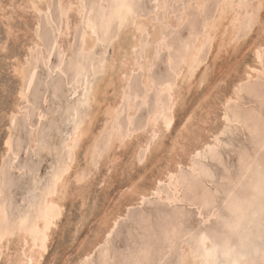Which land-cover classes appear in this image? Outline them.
<instances>
[{
	"label": "rangeland",
	"instance_id": "1",
	"mask_svg": "<svg viewBox=\"0 0 264 264\" xmlns=\"http://www.w3.org/2000/svg\"><path fill=\"white\" fill-rule=\"evenodd\" d=\"M49 1L51 3L50 5H52L51 8L47 12L43 10H42L43 12L42 11L38 12L39 14H37L36 12L35 17L38 21H35L36 19L33 18V12L35 11L29 8H25L22 5L19 6L18 4H21L22 2L21 0H0V2L2 3L1 6L5 8V9L1 8L0 10V42L7 43L8 46L10 47V50L14 53V55L12 56V63L10 65L8 63L0 64V85L6 86V90H7L6 96L3 99H0V169H6L11 179V183L3 191V196L1 201H5L7 203V212L10 218L18 215L21 212H24L30 207L31 203L32 204L34 203L35 198H37L40 194V189L43 188V186L45 185L44 183H47L50 175H52L53 171L56 170L60 162L64 160L67 156V147H65L64 141L68 139L67 138L69 137L68 134L72 132L73 127L76 125L77 122H80L81 119L85 120L87 116H89L92 112L95 111L94 110L95 106L92 102H87L85 104L80 102V98H81L80 93L82 89L81 87H83L81 84L80 86L78 85V87L76 88L77 94L74 95L72 94L73 87L71 88V86H69L71 83L70 80L75 76V73H77L79 70H81L82 76H86V73H88L89 70L91 69L90 68L91 66L89 65L92 64L95 66L103 65L104 67H106L108 63H110L109 60L112 61V59L114 58L113 55L116 54L118 56L120 55L121 53L120 48L118 49V51L117 49H115L117 45L119 43H123V41H125V39L128 38L129 36L128 25H125L123 30L114 28L113 31L108 34L109 35L108 38L107 35H105V33L104 35L101 34L102 32L105 31V29L101 26L103 23L102 21L104 17L108 15L113 9L112 7L113 5H115V0H101L100 2L99 0H95V1L83 0L84 2L83 5L85 6L84 7L85 13L83 14L84 17H86L87 14H90L94 23L97 22L100 23V24L98 23L95 24L97 26L99 41L91 49L93 50V52L91 50L83 51L81 48L82 41L80 40V37H81V33L83 32L84 26L82 25L83 26L82 27L81 26L82 23H79L77 28H74L75 33L73 29H71L69 32L70 35H68L65 38L67 41H69V43L71 42L70 43L71 49L69 50L70 52L68 51L67 53H63V50L58 48V43H55V41H59L57 40L58 30L60 25L62 24V16H60L61 15L60 10L58 9L59 0H49ZM194 1L195 0L192 1L167 0V3L169 4V9L167 13L168 16H170V18L174 17L176 20V16L173 15V12L177 14L184 12L182 5L188 2L194 3ZM221 1L222 0H209V1L205 0L204 3L210 2L211 5L208 3L210 6L204 9L203 11H198L195 8L189 9L185 14L187 15L186 19L192 16H196V17L199 16V20L197 21L195 26H187L180 28L179 35H177L176 37H172V33L168 30L167 27L165 28L166 30H164L163 32L165 35L170 37L169 45H171V48L173 49L171 56L174 58V60L170 65L167 62L169 55L168 53H164L162 59L156 62L155 65H153L150 61L147 62L148 68L150 67L152 68V71L149 72V74L151 78L155 80V84L161 82L164 79L176 80L178 76H176L175 72L176 71L181 72L180 70L183 69L181 63H179L180 62L179 57L180 54L182 53V49L180 48L179 50L176 51L178 44L184 41L185 39H189L192 36H194L200 30L201 22L205 18L212 17L213 13H215V7H217L218 4L221 3ZM131 2L143 5L141 8L138 9L137 16L143 15L144 17H150L153 21L156 22L157 15H159V21H162L163 11H161L159 14L156 13L155 15L154 0H131ZM247 2L251 3L252 0H250V2L249 0H247ZM163 3L164 2H162V4ZM176 3H179L181 7H177L173 9L171 6ZM90 4L92 5V7H90ZM110 5H112L111 9H110ZM99 8H101L105 14L103 13V11H101V9L99 11ZM107 8L110 9L109 12L105 11L108 10ZM89 10L92 12H90ZM249 13L248 14L246 13L245 18L243 19L240 25V30L237 34V42L236 41H231L230 43L227 42L226 38H228V34L226 32H224L223 34L218 32L216 38L212 42L207 43V45H205V47L201 51L200 58L202 60V63L192 73V78L190 80V83H187L189 85L181 84V90H180L181 95L180 98L178 99L180 103L177 104L179 106H176L173 114V119H174L173 128H175V131L168 130L167 132L169 136L171 135L174 137L175 132L178 131V129L182 126L181 117H184L185 113L193 117L191 122V129L189 130V133L186 134L185 136V139L188 140L189 142L192 141L191 136H193V134L199 133L201 135L203 134L206 136L207 135L205 134L207 133L205 131L207 130L206 128L210 130H215L217 128L220 129L223 127L224 129L225 121L223 120L224 123L222 122L223 119L222 113L224 107L221 103L223 101L222 98L226 95L228 96L231 93L233 89V84L243 73V68L247 64L253 63L252 51L248 48L249 44H251L253 40L261 41L258 38L259 35L255 33L257 32L256 29L254 28L250 29V27L246 25V20L251 15ZM68 14L70 21H74L75 19L73 20V18L75 17L73 16H76L74 14V11L71 12L69 11ZM98 14L100 17L96 19ZM59 23L61 24L59 25ZM56 26L58 29L56 28ZM10 27L12 29H10ZM99 27H101V29L103 28L104 30L103 29L101 30ZM174 28H176V26ZM115 29L117 31H115ZM8 31L11 32L10 35L8 34ZM31 35L32 37L34 35L35 38L36 37L40 38L42 45H40L41 47L36 46L35 48H32L31 50L32 52L31 51L28 52L27 51L29 46L28 42H30L29 38ZM147 36L143 35L144 38L142 39L144 40L149 37ZM109 37H111L110 40ZM67 38L72 40H68ZM49 47H50V51L47 50ZM25 50L27 51L29 57L27 56ZM43 51L49 52V58H48L49 60L47 61L48 62L47 64L43 63L44 62L42 57ZM141 51H142L141 48H136V52L132 50L131 55L133 57H136L135 58L136 62H138L139 58H140L139 61L144 59L145 53H143L144 51H142L141 53ZM37 53L38 55L40 54L41 55L38 57ZM77 54L79 55L77 56ZM153 55L154 53L152 54V56ZM70 56L72 57L70 58ZM73 56L74 59L72 60ZM118 56H116L115 59L118 58ZM108 57L111 59H109ZM59 58L64 61L61 62L60 66H58L60 60ZM17 59H19L20 61L23 60L22 61L24 65L23 71L24 73L26 72L25 74H28L30 72L33 73L36 72V74L34 73L35 74L33 77L34 80H32L31 88L29 89L27 94V102L24 104L22 103L20 105V107L22 105L24 107L20 108L21 112L18 113L19 115H17V117H15L16 123L11 124L9 122L10 119H8L9 113L13 111L12 110V108L14 107L13 103L19 102V100L17 99L18 95L16 93L19 90L20 78L18 75L15 74L13 70L14 64ZM29 60H32L33 65ZM70 60H72L74 63ZM58 68L59 71H57ZM112 73H115V71H112ZM142 73L143 71L140 69L134 71L131 74L132 78H130L129 88L126 91L128 93V96H130V93L131 96L134 93H141L142 90L139 89L142 88V85L140 83ZM203 74H205V80L203 81V83L199 85L197 84V80ZM108 75H109L108 73L103 72L102 73V76L104 78L103 80L105 81L108 80L109 79V77H107ZM114 79L115 82L113 86H117L118 85L117 79L115 77ZM221 80L225 81L224 86L219 88L216 87L217 81H221ZM253 81L254 82L256 81L255 85ZM257 81H259L260 84H258ZM250 82L247 84L249 87L248 86L245 87L244 85L241 94L236 100L237 102L235 101L230 104L231 108L237 107V110L234 109V111L240 112L241 114L240 119L243 123V127H238L235 124L231 125L225 137L221 138L222 146L221 147L213 146L215 148L210 147L212 149L207 150L206 153L207 160H205L204 158L201 159L200 157L197 156L192 157V159L194 158L193 159L194 163H196L200 167L208 168L211 171L212 176L215 177V179H209L205 177L204 180L202 178V180H200L198 183L192 184L191 188L187 186L183 187L181 191V195L185 193L183 195V197H185V200H183L184 202L180 204L176 202L169 204L168 202H165V200H160L158 196L152 194L149 195L151 197V200L149 202L145 203L142 207H138L137 206L138 203L135 204V202H132L133 203L132 206L129 205V198H128L129 195H125L124 197H119L120 195L119 193H121V191H124L126 189V183L128 182V178L137 177L138 174L139 175L143 174V176H146L147 179L146 181L141 182V184L138 186L140 188L142 186V189H144V187L146 186L147 188H149L152 185L156 175L162 173L163 170L161 169L165 168L167 164H170L169 162L171 160L165 155L164 151L161 150V146H157L155 150L153 149L152 152L147 155H145L147 152L145 153V151L139 150L135 156L137 158V163L135 167L132 166V161L134 158V154H133L135 151L134 143L136 139H133L134 142L129 143V146H127V148H117L115 151L117 152L119 159L117 158L118 160H115L114 163H119V167H117V172L114 174L110 168L106 169L108 165L111 164H107L105 166L102 161H101L102 163L98 162V160L100 161L102 160V158L99 159L100 156L98 158L96 152L92 154L90 153L89 155H87V158H85L84 150L86 147V143L88 142L87 139L88 137L84 136L85 139L83 141H85L86 143L83 142L85 145L82 146L81 143L82 141L79 142L80 146L77 145L78 148L74 155L76 159L74 158V161L71 164L74 165L76 162L78 163L77 166H79L80 168L87 166L88 168L92 169V172L89 175L86 174V170H85L83 172L84 173L83 176L86 177L81 183L79 184L74 182L70 183V185L72 184V188L84 184L85 189H83V193H81L83 194L84 197L80 196L81 194L78 191L76 193V191L74 190L75 194H77L78 196L73 195L69 197V200L67 199L64 201L62 216L59 220V225H61L62 228L59 226L56 227L57 231L55 228V233L50 242L48 252L45 254L44 257L48 259L59 260L61 264L64 262L65 259H67L66 264H74L76 260H78V258L81 256V253H83V251L86 248H89L91 246V241H93L94 233H96L97 230H99V226H98L99 218L104 213H109V216H111L115 212L119 214V211H121V213L125 215L122 214L121 215L122 217L120 218L121 220L118 219V223L115 227V230H113L112 235L109 237L111 239L108 238L107 242L110 244V247H103V245L97 246L96 249H93V251L95 250L96 252L94 251L95 252L94 253L92 251L91 254L92 256L87 261V264H103V261L104 259L106 260V258H107L106 261H108L109 263L111 262L110 264H125V261H128L129 264H182L183 251L181 247L184 244H186L188 246H191L192 248L194 247L195 250L193 251L197 252L196 250L197 247H195V245L197 244L201 246V242L198 241L197 239L199 235L202 234L205 235V237H207L206 240L211 242L210 250L211 251L213 250V253H216V259H217L215 260L216 264H264V260H263L264 259V217H263L264 216V143H263L264 135L262 134V130H264V125L263 127L260 126L261 120L259 117V115H261L262 113L261 111H264V102H262L264 101V96H263L264 87L261 86L262 84L259 79L258 80L254 79L251 80ZM59 83L61 84L59 85ZM211 85H213V87L210 89ZM57 86L58 89H56ZM106 88L107 91H105L104 94H101L99 98L103 97L104 99H107L109 103L111 102V104H113L114 102L113 99L115 100L113 88L111 85L110 86L108 85V87ZM246 88H249L250 91L249 89ZM53 90H55V92ZM153 91H155V88H152L151 92L148 94L149 97L146 98V102L144 103H141V99H139V97H137L138 99L135 98V105L138 102L135 108L137 107L138 108L136 109L132 117L133 119L132 126L128 125V119L126 118L127 98L126 97L124 98V101L122 102L123 104L120 105L119 107L120 111L118 112L119 113L118 122L120 123L122 133H125L128 130H136V131L138 130L137 132H140L139 130L140 126H142L143 123H145L147 115L152 111L155 105L154 103L155 92ZM207 92L208 94L206 97L204 96V94ZM248 92L252 94H249ZM249 95H251V97ZM202 96H204V98ZM253 97H255L256 99H254ZM163 98H166V93H163ZM15 99H17L18 101ZM242 100H245V102ZM255 100L256 103H254ZM45 101L47 102L45 103ZM238 101H240V103ZM259 101H261L262 103ZM26 104H28V106ZM85 105L86 107H84ZM122 109H124L125 111ZM41 112L42 115H44L45 117L43 121H41V119H38L39 118L38 115L41 114ZM121 112L123 113L125 112V113L123 114ZM84 113L86 114V116L84 115ZM26 114L31 115V120L25 119ZM70 114L71 116H69ZM252 115L254 116V119L252 118L253 117ZM101 117H103L102 114H98L96 117L97 120L95 119L96 121H94L93 123L92 126L93 130L92 129L91 130L94 133H97L100 130V128L98 130V127L102 126L103 122L101 123V121L103 120H101L102 119ZM70 118H73V121L69 122ZM205 120H207V122H204ZM251 122L253 123L251 124ZM15 125L16 127L14 128ZM254 125L255 126L257 125V127H255ZM59 127L61 128L59 129ZM34 129L35 130L38 129L37 130L38 132L36 131V135H38L37 139L39 138L37 140L36 147H34L35 151L34 148H31V143H30L31 135ZM137 132L135 134H139ZM8 135H10L11 138V146L15 147L12 148V152L17 153V157L15 159L11 157L12 156L11 152L9 155L7 154L3 158V152L5 148L4 146L5 136L7 137ZM17 137H19L18 140ZM105 137H106V133L104 132L96 140L99 149L98 151L100 152L106 146ZM12 138H14V140ZM131 138L132 135L130 136V139ZM157 138L159 139L160 137L157 136ZM42 139L44 142L42 141ZM46 139L47 142H45ZM39 141L42 142L40 143ZM101 141H104L103 145L101 144L102 143ZM260 143L261 145L263 143L262 147ZM161 144H163V141H161ZM31 150L33 152H31ZM104 150L106 151V149ZM141 151H143L144 153V158L147 163V168H144L138 163V159ZM213 153H215L217 156V159L215 160L212 159ZM148 155L149 157H147ZM156 157H158V159ZM87 159H89V161H87ZM153 159L154 161L156 159V161L152 165L151 163L153 162L152 161ZM56 162H58V164ZM11 163L12 165H10ZM87 163L88 165H92V164L93 165L88 166ZM35 166L38 167L33 169V167ZM182 167L185 170V174H188L189 172L188 169L185 168L184 166ZM24 168L26 170H24ZM20 170L21 172H19ZM23 170L25 171L26 174L24 173ZM109 175L111 176V180L113 181H111L112 182L111 184L109 182L108 185V181L105 182L102 181V179L103 178L105 179L107 176L109 177ZM16 180L18 181L16 182ZM101 185L103 187H101ZM165 186H163L164 191L165 192L167 191L170 194V190ZM206 189L208 190V192L211 193V198H213L212 204H213V208H215L214 209L215 216L208 223H203V221H201L199 218L201 213L199 212L196 213V208L201 207L202 204L201 198L204 195ZM190 190L192 191L191 193H189ZM217 192L219 193L218 195H216ZM155 199L158 201H156ZM192 199H194L193 203L191 202ZM82 200H84L83 205H81ZM190 202L192 205H189ZM125 206L127 209L125 208ZM129 208L131 209V211H129ZM192 211H194V213H192ZM206 211L207 209H205V217H204L205 220L208 219V213H209L208 211L207 212ZM126 214L129 215V217ZM211 214L212 213H209V215ZM198 219L203 225L200 224ZM170 223H172V225L174 224L175 226L174 225L172 226ZM171 228L173 229L175 228V229L173 230ZM166 230L167 231L169 230V232H167ZM163 232L164 234H162ZM175 237L178 238L176 239ZM192 237L196 238V241H194L195 239L193 240ZM168 238H170V240ZM217 243L218 246L216 245ZM219 245H221V247ZM12 246L13 245H11V247ZM102 247L105 249H103ZM53 252L55 253L53 254Z\"/></svg>",
	"mask_w": 264,
	"mask_h": 264
},
{
	"label": "bare ground",
	"instance_id": "2",
	"mask_svg": "<svg viewBox=\"0 0 264 264\" xmlns=\"http://www.w3.org/2000/svg\"><path fill=\"white\" fill-rule=\"evenodd\" d=\"M21 4H18L19 6H24L25 8H29L32 9L33 11V18L36 19V12L37 14H39L38 12L40 11H48L52 5H50V1L49 0H21ZM95 1V0H94ZM101 0H99L100 2ZM190 1V0H189ZM192 1V0H191ZM205 0H195L194 3H204ZM209 1V0H208ZM55 2V1H54ZM119 0H115V4L118 3ZM131 2V0H130ZM162 2H165L164 0H160V3L162 4ZM211 2V1H210ZM210 2H207L211 5ZM219 2V1H218ZM250 2V0H249ZM256 2L258 3V0H256ZM83 0H59L58 4L59 7L58 9L60 10V16H62V24L59 23L60 27L58 30V38L57 40L59 41H55V43H58V48L63 50V53H67L70 49H71V45L69 43V41H67L65 38L70 35L69 32L71 29L77 28V26L79 25V23H82L81 26H84L83 32L81 33V37L80 40L82 41V50L83 51H89L91 50L99 41V35H98V31H97V26L94 23V21L91 18L90 14H87L86 17H84V5H83ZM107 3V2H106ZM213 3V2H212ZM241 3V0H222L221 3L218 4L217 7H215V13H213L211 18H205L202 22H201V28L200 30L191 38L189 39H185L184 41L180 42L178 44V47L176 48V51L179 50L180 48L182 49V53L180 54V62L183 69L180 70L181 72L176 71L175 74L176 76H178L176 78V80H172V79H164L161 82H158L157 84H155V87H148L146 88L145 85L148 82V79L150 76L149 71H148V64L147 62L150 61V58L152 56V54L154 53V46L157 43V41L162 37V36H167L164 34V30H166V26L165 23L170 24L173 28L175 26H177V20H175L174 17L170 18V16L165 15V13L163 12V18L162 21H153L150 17H144L143 15L137 16L136 18V24L142 26L143 31H137L136 27H134L132 24H128V32H129V36L128 38L125 39V41H123V43H119L117 45V47L115 49L120 48L121 53L118 56L113 55V59L112 61H110V63H108V65L106 67H104L103 65L101 66H95V65H89L91 66L90 70H89V74L86 73V76H82V72L81 70H79L77 73H75V76L70 80V85L72 89V94H77L76 92V88L78 87V85L80 86V84L83 86L81 87V93H80V102L85 104L87 102H92L94 104V112H92L89 116H87V118L85 120H82L80 122H77L76 125L73 127V130L70 134H68L69 137H67L68 139L66 141H64V145L65 147H67V156L64 160H62L60 162V164L58 165V167L56 168L55 171H53L52 175H50L47 183H44L45 185L43 186V188L40 189V194L37 198H35L34 203L30 204V207L25 210L24 212L19 213L16 216H13L10 218V216L8 215L7 212V203L5 201H1L2 196H0V203L4 204V210L7 214L8 217V221L3 222L2 224H0V234H3L5 237V242L3 244V248H4V252L11 255L13 258H20L23 259L25 257V255L28 256L29 259L33 258V257H38L41 254V249L39 247V245L41 243H44V225H45V217L47 218L48 221V231H47V236H48V240L45 243V248L46 250L43 252V256H45V254L48 252L49 249V245L50 242L53 238V235L55 233V228L56 227H61V225H59V220L62 216V212H63V206H64V201L65 200H69V197L75 195L78 196L77 194H75V191L77 193V191L81 194L83 193V189H85L84 184L83 185H78V187L72 188V184L70 185V183L74 182V183H81L86 176L84 175V171L86 170V174H91L92 169L88 168L87 166L80 168L79 166H77L78 163L75 162L74 165H72L71 163L74 161V155L77 151V145H79V142L82 141V146H84L86 143L85 141H83L85 139V137H88V142L86 143V147H85V158H87V155H89L90 153H97V157L102 160H98V162H103V164L106 166L107 164H111L108 165V167L106 169H111V171L115 174L117 172V167H119V163H114L115 160L119 159V156L117 154V152L115 151L117 148H127V146H129V143L134 142L133 139H136L135 143H134V157L136 156L137 152L139 150H143L145 151V155L149 154L152 152V150L158 146L156 144V141L153 139L154 136H158L160 137V131L161 129H163L164 127V123L166 119L172 120V122L174 121L173 119V114H174V110L176 108V106L179 102V98L181 95V84H186L189 85L187 83H190V80L192 78V73L200 66V64L202 63V60L200 58V53L203 50V48L205 47V45H207V43L212 42L216 36L218 35V32L220 33H224L226 32L228 34V38H226L227 42H231V41H236L237 42V34L240 30V25L243 21V19L246 16V13L248 14L250 12L249 9L244 8H235L233 9L232 7H224L225 4L227 5H232V4H239ZM101 4V3H100ZM114 4V3H113ZM216 4V2H215ZM2 3L0 2V10L1 8H4L1 6ZM33 5H36L35 8H33ZM107 5V4H106ZM89 6V5H88ZM215 6V5H214ZM87 7V6H86ZM90 7H92V5L90 4ZM103 7V6H102ZM109 7V6H108ZM112 5H110V9H111ZM212 7V6H211ZM113 9L111 10V12L108 14H112V12L115 10L114 7H112ZM5 9V8H4ZM101 8H99L100 11ZM108 10H105L106 12H109V8H107ZM180 9V8H179ZM56 10V9H55ZM14 11V10H13ZM17 11V10H16ZM42 11V12H43ZM69 11H74V14L76 16H73L75 18H73L74 21H70L69 18ZM90 11V10H89ZM98 11V10H97ZM101 11H103L101 9ZM181 11V10H180ZM199 11V10H198ZM92 12V11H90ZM89 12V13H90ZM197 12V11H196ZM98 13V12H97ZM96 13V14H97ZM104 13V11H103ZM208 13V12H207ZM100 14V13H99ZM99 14L97 15V18L100 17ZM105 14V13H104ZM251 14V13H249ZM41 15V14H40ZM95 15V14H93ZM156 15V13H155ZM208 15V14H207ZM39 16V15H37ZM48 16V15H47ZM46 16V17H47ZM187 15H185L186 18ZM210 16V14H209ZM9 17V16H7ZM45 17V18H46ZM71 17V16H70ZM199 17V16H198ZM251 17V15H250ZM247 18L246 20V25H250L251 23V18ZM12 18V17H11ZM34 19V20H35ZM39 19V17H38ZM35 21H38L37 19ZM91 21L92 26L96 29V34L93 35L92 33V29L89 27V22ZM99 21V20H98ZM8 22V21H7ZM44 22V21H43ZM47 22V21H46ZM49 22V21H48ZM100 22V21H99ZM103 22V21H102ZM34 23V21H33ZM38 23V22H36ZM40 23V22H39ZM244 23V22H243ZM100 24V23H98ZM9 25V24H8ZM34 25V24H33ZM245 25V24H244ZM36 26V25H35ZM58 26V25H57ZM56 26V28H57ZM80 26V27H81ZM82 26V27H83ZM100 26V25H99ZM163 26V27H162ZM41 27V26H40ZM200 27V25H199ZM42 28V27H41ZM101 29V27H99ZM104 28V27H103ZM102 28V29H103ZM10 29H12L10 27ZM54 29V27H53ZM58 29V28H57ZM82 29V28H81ZM101 29V30H102ZM245 29V28H244ZM253 29V28H250ZM100 30V31H101ZM104 30V29H103ZM37 31V29H36ZM35 31V32H36ZM113 31V30H112ZM115 31H117L115 29ZM114 31V32H115ZM33 32V31H32ZM13 33V32H12ZM39 33V31H38ZM53 33V31H52ZM72 33V32H71ZM75 33V31H74ZM105 31L102 32L101 34L104 35ZM117 33V32H116ZM256 34L259 35L258 31L255 32ZM8 34L10 35L11 32L8 31ZM41 34V33H40ZM55 34V32H54ZM52 34V35H54ZM116 35V34H115ZM143 35H148L146 39H142L144 38ZM57 36V35H56ZM73 36V35H71ZM109 35H107L108 38ZM27 37V36H26ZM32 35L30 36L29 40V46L27 51L30 52L32 50V48H35L36 46H40L42 45L41 43V39L38 37H33ZM103 37V36H102ZM127 37V36H126ZM256 37V36H255ZM111 37H109L110 40ZM259 38V37H258ZM68 39V38H67ZM106 39V38H105ZM55 40V39H54ZM68 40H72V39H68ZM19 41V40H18ZM106 41V40H105ZM116 41V40H115ZM225 41V40H224ZM51 42V41H50ZM103 42V41H102ZM101 42V43H102ZM107 42V41H106ZM112 42V41H111ZM226 42V43H227ZM54 43V44H55ZM73 43V41H72ZM110 43V42H109ZM108 43V44H109ZM100 44V43H99ZM124 44V45H123ZM224 44V43H223ZM28 45V44H27ZM52 45V44H51ZM81 45V44H80ZM106 45V44H105ZM123 45V46H121ZM147 45H151L152 47H146ZM236 45V44H235ZM112 46V45H111ZM171 47V45H169ZM41 47V46H40ZM48 47V46H46ZM51 47V46H50ZM50 47L47 49L50 51ZM240 47V46H239ZM38 48V47H37ZM78 48V47H77ZM106 48V47H104ZM136 48H141L142 51H144L143 53H145L144 59L136 62L135 58L133 57L132 54V50L136 49ZM220 48V47H219ZM248 48L252 51V56H253V63L252 64H247L245 67H257L259 68L260 66V62L261 60H264V42L262 41H256L253 40L251 42V44H249ZM40 49V48H39ZM54 49V48H53ZM76 50V49H75ZM114 50V49H112ZM27 51L25 50V52L27 53ZM38 51V50H37ZM36 51V52H37ZM56 51V50H55ZM93 52V50H91ZM107 51V50H106ZM141 51V53H142ZM221 51V50H220ZM32 52V51H31ZM59 52V50H58ZM70 52V51H69ZM77 52V51H76ZM74 52V53H76ZM136 52V51H135ZM86 53V52H85ZM139 53V52H138ZM33 54V53H32ZM81 54V53H80ZM88 54V53H87ZM90 54V53H89ZM95 54V53H94ZM115 54V53H114ZM222 54V53H221ZM245 54V53H244ZM26 55V54H25ZM31 55V53H30ZM38 55V53H37ZM41 55V54H40ZM38 55V57L40 56ZM76 55V54H75ZM79 54H77L78 56ZM104 55V53H103ZM28 56V53H27ZM62 56V55H61ZM85 56V55H84ZM112 56V54H111ZM118 56V58L115 59V57ZM132 56V57H131ZM29 57V56H28ZM32 57V56H31ZM30 57V58H31ZM42 57L45 64H47L48 62V58H49V52L43 51L42 52ZM72 56H70L71 58ZM238 57V56H237ZM29 58V59H30ZM78 58V57H77ZM94 58V57H93ZM109 58V57H108ZM138 58V56H137ZM142 58V57H141ZM27 59V58H26ZM25 59V60H26ZM33 59V58H32ZM60 59V58H59ZM64 59V58H63ZM74 59V56L72 58V60ZM89 59V58H88ZM98 59V58H97ZM111 59V58H109ZM169 59V56H168ZM28 60V59H27ZM69 60V59H68ZM70 60V61H72ZM76 60V59H75ZM171 60L173 61L174 58L171 56ZM23 61V60H22ZM20 61L19 59L16 60L15 64H14V72L16 75L19 76L20 78V86H19V90L17 91V95H18V100L19 102L16 103L14 102V107L12 108V110L14 109L15 111H11L9 110V117L8 119L9 122L12 124V120L13 117H17V115H19L18 113L21 112V107H24L23 105L20 107V105L23 103L27 102V94L29 91V87L28 84L32 83L33 79V72H30L28 74H25L23 71V62ZM32 65L33 62L32 60H29ZM34 61V60H33ZM40 61V60H39ZM63 60H59L58 66L61 65V62ZM79 61V60H78ZM89 61V60H88ZM64 62V61H63ZM73 62V61H72ZM112 62V63H111ZM168 62V61H167ZM28 63V62H27ZM37 63V61H36ZM74 63V62H73ZM76 63V62H75ZM85 63V61H84ZM93 63V62H90ZM67 64V63H66ZM71 64V63H70ZM80 64V63H79ZM95 64V63H94ZM150 64V62H149ZM27 65V64H26ZM57 65V64H56ZM152 65V64H151ZM171 65V64H170ZM176 65V64H175ZM12 66V65H11ZM69 66V65H68ZM38 67V66H37ZM46 67V66H44ZM52 67V66H51ZM78 67V65H77ZM104 67V68H103ZM181 67V68H182ZM13 68V67H12ZM36 68V67H35ZM61 68V67H60ZM67 68V67H66ZM107 68V69H106ZM178 68V69H181ZM27 69V68H26ZM33 69V68H32ZM37 69V68H36ZM34 69V70H36ZM51 69V68H50ZM63 69V68H62ZM68 69V68H67ZM66 69V70H67ZM143 69V73H142V77H141V85L142 88L139 90H142L141 93H134L131 96V91L130 96H128V93L125 91L126 89L129 88V81L131 77V74L134 71ZM207 69V68H206ZM205 69V71H206ZM229 69V68H228ZM234 69V68H232ZM52 70V69H51ZM73 70V69H72ZM33 71V70H30ZM71 71V70H70ZM85 71V70H84ZM112 71H115V73H112ZM86 72V71H85ZM106 72L109 75L107 77H109L108 80H103V76L102 73ZM110 72V73H109ZM242 72V71H241ZM36 74V72H34ZM64 73V72H63ZM66 73V72H65ZM69 73V72H68ZM73 73V74H74ZM180 73V74H179ZM204 73V72H203ZM227 73V72H226ZM71 74V72H70ZM85 75V74H83ZM105 75V74H104ZM215 75V74H214ZM243 75V73H242ZM235 81V83L233 84V89L230 92L228 96H224L222 99L223 101L221 102L223 107V113H222V118L225 114H228L230 118L233 117H241V114L239 111H234V109L237 110V107L235 108H231L230 104L232 102H235L239 95L241 94L244 85L245 87L248 86L247 84L250 82L248 81L247 83H244L241 80V76ZM111 76V77H110ZM133 76V75H132ZM17 77V76H16ZM64 77V76H63ZM71 77V76H70ZM69 77V79H70ZM114 77L117 79V86H113L114 85ZM106 78V77H105ZM222 79V78H221ZM257 79L258 78H253L252 80ZM205 80V74H203L202 76L199 77V79L197 80V84H201L202 81ZM228 80V79H227ZM260 80V79H259ZM59 81V79H58ZM61 81V80H60ZM66 81V80H65ZM216 81V79H215ZM193 82V81H192ZM218 82V81H217ZM254 82V81H253ZM256 82V81H255ZM254 82V85L256 84ZM258 84L259 81H257ZM261 82V81H260ZM62 83V82H61ZM59 83V85L61 84ZM180 83V84H179ZM243 83V88L240 91L239 95L236 94L235 90L237 88V86L241 85ZM251 83V82H250ZM57 84V83H56ZM211 84V83H210ZM215 84V82H214ZM217 84V83H216ZM108 85L112 86L113 88V92H114V97L115 100L113 99V104H111V102L109 103V101L107 99H104L103 97L99 98L101 96V94H104L105 91H107ZM116 85V84H115ZM131 85V84H130ZM165 85H171V87H165ZM185 85V86H186ZM250 85V84H249ZM65 86V85H64ZM194 86V85H193ZM253 86V85H252ZM262 86V85H261ZM54 87V86H53ZM56 87V86H55ZM207 87V86H206ZM213 87V85L210 86V89ZM249 87V86H248ZM68 88V87H66ZM152 88H155V98H154V108L152 109V111L147 115L146 121L145 123H143L142 126H140L139 130L140 132H137L136 130H128L125 133H122L121 131V126L120 123L118 122V112L119 107L121 104H123L122 102L124 101V98L126 97V107H127V119H128V125L132 126V117L134 115V112L136 111L135 108L137 106V103L135 105V98L139 97V99H141V103L146 102V98L149 97L148 94L151 92ZM253 88V87H252ZM58 89V86L57 88ZM60 89V88H59ZM249 89V88H246ZM257 89V88H256ZM71 90V89H70ZM80 90V89H79ZM138 90V91H139ZM255 90V89H253ZM252 90V91H253ZM261 90V88H260ZM45 91V90H44ZM55 92V90H53ZM52 91V93H53ZM137 91V92H138ZM246 91V90H245ZM250 91V89H249ZM39 92V91H38ZM109 92V91H108ZM152 92V93H153ZM259 92V91H258ZM21 93H23V97H21ZM62 93V91H61ZM133 93V92H132ZM163 93H166V98H163ZM211 93V92H210ZM249 94H252L250 92H248ZM79 94V93H78ZM207 93L204 94V96L207 97ZM258 94V93H256ZM255 94V95H256ZM260 94V93H259ZM262 94V93H261ZM263 94H264V90H263ZM262 94V95H263ZM59 95V94H58ZM65 95V94H64ZM151 95V94H150ZM204 96H202L204 98ZM220 96V95H219ZM251 97V95H249ZM247 96V97H249ZM264 96V95H263ZM112 97V96H111ZM201 97V98H202ZM216 97V96H215ZM16 98V97H15ZM56 98V97H55ZM242 98V97H241ZM254 99H256L255 97H253ZM258 98V97H257ZM261 98V97H260ZM259 98V99H260ZM15 99V100H17ZM138 99V98H137ZM220 99V98H219ZM262 99V98H261ZM17 100V101H18ZM263 100V99H262ZM231 101V103H230ZM245 102V100H242ZM250 101V100H249ZM202 102V101H201ZM237 102V101H236ZM240 103V101H238ZM248 102V101H247ZM261 102V101H259ZM264 102V101H262ZM261 102V103H262ZM249 103V102H248ZM256 103V100L255 102ZM92 104V105H93ZM238 104V103H236ZM28 106V104H26ZM235 105V104H234ZM69 106V104H68ZM228 106V107H227ZM237 106V105H236ZM242 106V105H240ZM249 106V105H248ZM254 106V105H253ZM260 106V105H259ZM26 107V106H25ZM36 107V106H35ZM74 107V106H73ZM86 107V105L84 106ZM125 107V108H126ZM245 107V106H244ZM82 108V107H80ZM122 108V107H121ZM243 108V107H242ZM252 108V107H251ZM24 109V108H22ZM209 109V108H208ZM34 110V109H33ZM36 110V109H35ZM69 110V108H68ZM124 110V109H122ZM254 110V109H253ZM252 110V111H253ZM43 111V110H41ZM76 111V110H75ZM92 111V109H91ZM125 111V110H124ZM186 111V110H185ZM251 111V112H252ZM256 111V110H255ZM25 112V111H24ZM79 112V111H78ZM84 112V111H82ZM262 112V111H261ZM77 113V112H76ZM80 113V112H79ZM78 113V114H79ZM123 113V112H121ZM120 113V114H121ZM125 113V112H124ZM123 113V114H124ZM185 113V112H184ZM255 113V112H254ZM46 114V113H45ZM75 114V113H74ZM82 114V113H81ZM80 114V116H81ZM98 114H102L103 117H101L103 121H101L102 126L98 127V130L100 128V130L97 133H94L92 130V126L94 121H96V117ZM218 114V113H217ZM260 114V113H259ZM21 115V114H20ZM42 115L39 114V118ZM83 115V114H82ZM84 115L86 116V114L84 113ZM255 115V114H254ZM23 116V115H22ZM27 116V114H26ZM71 116V114L69 115ZM74 116V115H73ZM247 116V115H246ZM253 116V115H252ZM258 116V115H257ZM20 117V116H18ZM120 117V115H119ZM203 117V115H202ZM251 117V116H250ZM249 117V118H250ZM260 117V115H259ZM65 118V117H64ZM74 118V117H73ZM73 118H70L69 122L73 121ZM79 118V117H77ZM83 118V117H82ZM244 118V117H243ZM254 119V116L252 117ZM5 119V118H4ZM19 119V118H18ZM26 119V118H25ZM68 119V118H67ZM72 119V120H71ZM96 119V120H95ZM197 119V118H196ZM252 119V120H253ZM65 120V119H64ZM243 120V119H242ZM24 121V119H23ZM78 121V119H77ZM254 121V120H253ZM256 121V120H255ZM58 122V121H57ZM204 122H207V120H205ZM223 122V119H222ZM245 122V121H244ZM23 123V122H22ZM41 123V122H40ZM127 123V122H126ZM224 123V122H223ZM253 122H251L252 124ZM256 123V122H255ZM258 124V123H257ZM20 125V124H19ZM17 125V126H19ZM28 125V124H27ZM35 125V124H34ZM37 125V123H36ZM57 125V124H56ZM101 125V124H100ZM127 125V126H128ZM176 125V124H175ZM206 125V124H205ZM208 125V123H207ZM206 125V126H207ZM259 125V124H258ZM264 124L261 123L260 126L263 127ZM60 126V125H59ZM255 126V125H254ZM12 127V125H11ZM10 127V128H11ZM16 127V125L14 126V128ZM22 127V126H21ZM20 127V128H21ZM176 127V126H175ZM237 127V126H236ZM239 127V126H238ZM237 127V128H238ZM257 127V125L255 126ZM19 128V127H18ZM37 128V127H36ZM35 128V129H36ZM61 127H59L60 129ZM199 128V127H198ZM211 128V127H210ZM259 128V126H258ZM32 129V128H31ZM92 129V130H91ZM175 129V128H174ZM207 130H205L207 133L206 136L205 135H201L199 133L193 134V136H191L192 140H198L200 146L196 148V151L201 152V156H197L200 157L201 159L205 157V149H212L215 148L213 146H216V141L214 140V138L209 135L210 132H213V130H210L208 128H206ZM242 129V128H241ZM240 129V130H241ZM38 130V129H37ZM32 132L31 135V148L36 147L37 145V136L36 135V131ZM221 131H223V127L220 128ZM15 131V130H14ZM165 131H168L165 129ZM179 131V129H178ZM9 132V131H8ZM27 132V131H26ZM38 132V131H37ZM106 133V146L105 148H101V152L98 151V144H97V139L100 135H102V133ZM130 132V133H128ZM139 133V134H135V133ZM193 132V131H192ZM247 132V131H246ZM62 133V132H61ZM201 133V132H200ZM234 133V132H233ZM18 134V133H17ZM28 134V133H27ZM26 135V134H24ZM29 135V134H28ZM57 135V134H56ZM55 135V136H56ZM63 135V134H62ZM132 135V138L130 139V136ZM235 135V134H234ZM264 135V134H263ZM67 136V135H66ZM85 136V137H84ZM105 136V135H104ZM103 136V137H104ZM171 136V135H170ZM243 136V135H242ZM245 136V135H244ZM28 137V136H27ZM43 137V136H42ZM40 137V138H42ZM62 137V136H61ZM189 137V136H188ZM19 137H17L18 140ZM26 138V137H25ZM24 138V139H25ZM59 138V136H58ZM63 138V137H62ZM61 138V139H62ZM240 138V137H239ZM14 140V138H12ZM86 139V140H87ZM100 139V138H99ZM158 139V138H157ZM258 139V138H257ZM261 139V138H260ZM45 140V139H44ZM132 140V141H131ZM244 140V139H243ZM21 141V140H20ZM23 141V140H22ZM43 141V139H42ZM41 141V142H42ZM60 141V140H59ZM254 141V139H253ZM40 142V141H39ZM40 142V143H41ZM44 142V141H43ZM47 142V139L46 141ZM61 142V141H60ZM84 142V143H83ZM102 142V143H101ZM100 143L103 145L104 141H101ZM263 142V141H262ZM13 143V142H12ZM22 143V142H21ZM80 143V144H81ZM253 143V142H252ZM256 143V142H255ZM264 143V142H263ZM263 143L261 145V147L263 146ZM4 152H3V158L8 154H10V152L12 153L11 157L13 159H15L17 157V153L16 152H12V147L10 144V135H8L7 137L5 136V142H4ZM10 144V146H9ZM63 144V143H61ZM243 144V143H242ZM249 144V143H248ZM257 144V143H256ZM15 145V144H14ZM40 145V144H39ZM38 145V146H39ZM59 145V144H58ZM246 145V144H245ZM255 145V144H254ZM259 145V148H260ZM192 147H195V144L191 145ZM247 146V145H246ZM18 147V146H17ZM43 147V146H42ZM101 147V146H100ZM212 147V148H210ZM221 147V146H220ZM3 148V147H2ZM15 148V147H14ZM20 148V147H19ZM49 148V147H48ZM53 148V147H52ZM217 148V147H216ZM17 149V148H16ZM46 149V147H45ZM66 149V148H65ZM106 149V151L104 150ZM158 149V148H157ZM250 149V148H249ZM253 149V148H251ZM15 150V149H14ZM48 150V149H47ZM53 150V149H52ZM57 150V149H56ZM55 150V151H56ZM60 150V149H59ZM82 150V149H81ZM258 150V148H257ZM35 151V148H34ZM45 151V150H44ZM31 152H33L31 150ZM50 152V151H49ZM47 152V153H49ZM129 152V151H128ZM259 152V151H258ZM45 153V152H44ZM61 153V152H60ZM83 153V152H82ZM154 153V152H153ZM56 154V153H55ZM65 154V153H64ZM132 154V155H133ZM250 154V152H249ZM257 154V153H256ZM35 155V154H34ZM62 155V154H61ZM121 155V154H120ZM254 155V154H253ZM59 156V155H58ZM195 156L194 153H192L191 151L187 152L186 154H182L179 157L180 160V164L181 166H184L185 168L191 169V168H201L199 165H197L196 163H194L192 157ZM252 156V155H251ZM8 157V156H7ZM90 157V156H89ZM129 157V156H128ZM149 157V155L147 156ZM146 157V159H147ZM168 157V156H167ZM196 157V156H195ZM247 157V156H246ZM118 158V159H117ZM158 159V157H156ZM169 158V157H168ZM255 158V157H254ZM59 159V158H58ZM76 159V158H75ZM128 159V158H127ZM170 159V158H169ZM205 160H207L206 158H204ZM247 159V158H246ZM253 159V157H252ZM251 159V161H252ZM97 160V159H96ZM171 160V159H170ZM204 160V161H205ZM13 161V160H12ZM85 161V160H84ZM87 161H89V159H87ZM153 162L151 163L152 165L155 163L154 159L152 160ZM246 161V160H245ZM256 161V160H255ZM86 162V161H85ZM101 162V163H102ZM130 162V161H129ZM249 162V161H248ZM58 164V162H56ZM170 164H167L165 166V168H162L161 170L162 173L156 175V177L153 180L152 185L147 188L144 187V189H142L138 186L137 190L134 193H130L128 192V189L133 185L137 183V180L140 179L142 175H137V177H130L128 178V182L126 183V189L124 191H121V193H119V197H124L125 195H129V205H133L132 202L138 203V201L140 199L144 198V193H147V195H156L159 197L160 200H165V202H168L169 200H173L175 202V200L177 199L176 197V192H177V188L180 187V185L177 184V181H180L181 185H182V180L180 176H176V180H172L171 177L173 175L176 174V172L179 170L177 167V164L171 160L169 162ZM205 164V163H204ZM12 165V163L10 164ZM36 165V164H35ZM88 165V163H87ZM93 165V164H92ZM92 165H88V166H92ZM130 165V164H129ZM164 165V164H163ZM33 166V165H32ZM73 166V167H72ZM255 166V165H254ZM263 166V165H261ZM22 167V166H21ZM25 167V166H24ZM28 167V166H27ZM38 167V166H37ZM36 166L33 167L37 168ZM20 168V167H19ZM247 168V167H245ZM23 169V168H22ZM24 170H26L24 168ZM23 170V171H24ZM36 170V169H35ZM71 170V171H70ZM143 170V169H142ZM150 170V169H149ZM38 171V169H37ZM21 172V170L19 171ZM25 173V171H24ZM128 173V172H127ZM26 174V173H25ZM31 174V173H30ZM27 174V175H30ZM37 174V173H35ZM34 174V175H35ZM93 174V173H92ZM215 174V173H214ZM87 175V176H89ZM111 175V172H110ZM109 175V177L107 176L105 179L103 178L102 181L107 182L108 181V185L109 182L110 184L112 183L111 181V176ZM33 176V175H32ZM49 176V175H48ZM114 176V175H113ZM149 176V175H148ZM18 178V177H17ZM114 178V177H113ZM126 178V179H127ZM32 179V178H31ZM202 180V179H201ZM204 180V178H203ZM18 180H16L17 182ZM232 181V180H231ZM234 181V180H233ZM13 182V181H12ZM126 182V180H125ZM37 184V183H36ZM107 184V183H106ZM164 184V185H163ZM166 185V186H165ZM34 186V185H33ZM124 186V185H123ZM163 186L167 187L170 190V194L166 191H164ZM37 187V185H36ZM7 188V187H6ZM109 188V187H108ZM146 188V189H145ZM183 189V187H182ZM181 189V191H182ZM257 189V188H256ZM75 190V191H74ZM81 190V191H80ZM216 190V189H215ZM189 191V190H188ZM37 192V191H36ZM184 192V191H183ZM192 191L190 190L189 193H191ZM213 192V191H212ZM38 193V192H37ZM188 193V192H187ZM188 193V194H189ZM185 194V193H184ZM183 194V195H184ZM187 194V195H188ZM183 195L180 196L181 200H185V197H183ZM193 195V194H192ZM228 195V194H227ZM10 196V195H9ZM80 196L84 197L83 194H81ZM134 196V197H132ZM214 196V195H213ZM220 196V195H219ZM36 197V196H35ZM190 197V196H189ZM7 198V196H6ZM155 198V197H154ZM188 198V196H187ZM191 198V197H190ZM227 198V196H226ZM71 199V198H70ZM109 199V198H108ZM121 199V198H120ZM213 199V198H211ZM119 200V198H118ZM156 200V199H155ZM190 200V199H189ZM188 200V201H189ZM198 200V199H197ZM221 200V199H219ZM84 200H82L81 205L84 204L83 202ZM126 201V199H125ZM158 201V200H156ZM187 201V202H188ZM194 199H192V203H193ZM215 201V200H214ZM44 202H46L47 207L44 209V213L40 214V212L38 211L41 206L44 204ZM114 202V201H113ZM155 202V201H154ZM153 202V203H154ZM161 202V201H160ZM164 202V203H165ZM173 202V203H174ZM184 202V201H183ZM186 202V203H187ZM190 202L189 205H192ZM222 202V201H221ZM189 203V202H188ZM117 204V203H116ZM126 204V203H125ZM152 204V202H151ZM180 204V203H179ZM200 205V204H199ZM216 205V204H215ZM219 205V204H218ZM28 206V205H27ZM158 206V205H157ZM184 206V205H183ZM197 206V205H196ZM129 207V206H128ZM146 207V206H145ZM159 207V206H158ZM179 207V206H178ZM219 207V206H218ZM126 208V206H125ZM134 208V207H133ZM167 208V207H166ZM196 208V207H195ZM66 209V208H65ZM103 209V208H102ZM127 209V208H126ZM130 209V208H129ZM160 209V208H159ZM194 209V208H193ZM197 209V208H196ZM215 209V208H214ZM99 210V209H98ZM170 210V209H169ZM160 211V210H159ZM184 211V210H183ZM208 211V210H207ZM206 211V212H207ZM189 212V211H186ZM191 212V211H190ZM192 213H194V211H192ZM197 213V212H196ZM81 214V213H80ZM112 214V213H111ZM123 213H121V211H119L118 213H114L111 216H109V213H104L100 218H99V230H97L96 233H94V237H93V241H91V246L89 248H86L83 253H81V256L78 258V260H76V262L74 264H87V261L90 259V257L92 256V251L93 249H96L97 246L100 245H104L107 241L108 238L110 237L108 235V233H112L113 230H115V227L118 223V219H120ZM166 214V213H165ZM185 214V213H184ZM207 214V213H206ZM83 215V214H82ZM125 215V214H123ZM127 215V214H126ZM183 215V213H182ZM200 215V214H199ZM209 215V213H208ZM129 217V215H127ZM215 216V214H214ZM146 217V216H145ZM149 217V216H148ZM182 217V216H181ZM197 217V216H196ZM264 217V216H263ZM190 219V218H189ZM262 219V218H261ZM24 220V226H23V230H21L20 228V221ZM121 220V219H120ZM182 220V219H181ZM208 220V219H207ZM180 221V220H179ZM184 221V220H183ZM199 221V219H198ZM66 222V221H65ZM170 222V220H169ZM186 222V221H185ZM200 222V221H199ZM167 223V222H166ZM67 224V223H66ZM172 225V223H170ZM201 224V222H200ZM212 224V222H211ZM78 225V224H77ZM97 225V224H96ZM165 225V224H164ZM169 225V224H168ZM174 225V224H173ZM172 225V226H173ZM178 225V224H176ZM199 225V224H198ZM197 225V226H198ZM203 225V224H201ZM167 226V225H166ZM175 226V225H174ZM180 226V225H179ZM185 226V225H182ZM196 226V227H197ZM205 226V224H204ZM165 227V226H164ZM62 228V227H61ZM179 228V227H178ZM205 228V227H203ZM60 229V228H58ZM98 229V228H97ZM170 229V228H169ZM173 229V228H171ZM175 229V228H174ZM173 229V230H174ZM196 229V228H195ZM57 231V228H56ZM150 231V230H149ZM167 231V230H166ZM171 231V230H170ZM207 231V230H206ZM210 231V230H209ZM165 232V231H164ZM164 232L162 234H164ZM169 232V230L167 231ZM172 232V231H171ZM174 233V232H173ZM208 233V232H207ZM178 234V233H177ZM186 234V233H185ZM184 234V235H185ZM191 234V233H190ZM189 234V235H190ZM168 235V234H167ZM171 236V235H170ZM179 236V235H177ZM193 236V235H192ZM210 236V235H209ZM167 237V236H166ZM172 237V236H171ZM176 238V237H175ZM178 238V237H177ZM176 238V239H177ZM194 241H196V238L192 237ZM202 238H204V240L206 241V243H202ZM207 237H205V235H199L198 237V241L201 242V246L199 245H195L196 251L194 247L192 248L191 246H188L186 244H184L181 248L183 251V261L182 264H216L215 260L216 259V253H213V250L211 251V246H210V241L206 240ZM111 239V238H109ZM170 240V238H168ZM174 239V238H172ZM168 240V241H169ZM183 240V239H182ZM167 241V242H168ZM179 241V240H178ZM170 242V241H169ZM190 242V241H189ZM166 243V242H165ZM175 243V242H174ZM193 243V242H192ZM195 244V242H194ZM232 244V243H231ZM11 245H13L11 247ZM173 245V244H172ZM179 245V244H178ZM191 245V244H190ZM218 246V243L216 244ZM223 245V244H222ZM176 246V245H175ZM199 246V247H198ZM221 247V245H219ZM232 246V245H231ZM77 247V246H76ZM81 247V246H80ZM169 247V246H168ZM179 247V246H178ZM177 247V248H178ZM234 247V246H233ZM103 248V247H102ZM101 248V249H102ZM162 248V247H161ZM176 248V247H175ZM100 249V250H101ZM105 249V248H103ZM171 249V248H170ZM174 249V248H173ZM207 249V250H206ZM235 249V248H234ZM176 250V249H175ZM223 250V249H222ZM240 250V249H239ZM95 251V250H94ZM93 251V252H94ZM170 251V250H169ZM216 251V250H215ZM221 251V250H220ZM225 251V250H224ZM236 251V250H235ZM96 252V251H95ZM94 252V253H95ZM99 252V251H98ZM111 252V251H110ZM167 252V251H166ZM219 252V250H218ZM234 252V251H233ZM55 252H53L54 254ZM107 253V252H106ZM105 253V254H106ZM243 253V252H242ZM79 255V254H78ZM103 255V254H102ZM99 256V255H98ZM166 256V255H165ZM100 257V256H99ZM102 257V256H101ZM116 257V256H115ZM106 258V257H105ZM114 258V257H113ZM112 259V258H111ZM224 259V258H223ZM241 259V257H240ZM107 260V258H106ZM264 260V259H263ZM67 259L64 260V262L62 264H66ZM103 261V260H102ZM114 261V259H113ZM231 261V260H230ZM108 261H106V264ZM111 263V262H110ZM109 263V264H110ZM180 263V262H179ZM227 263V262H226ZM230 263V262H229ZM239 263V262H237ZM103 264H105V259L103 261Z\"/></svg>",
	"mask_w": 264,
	"mask_h": 264
},
{
	"label": "snow or ice",
	"instance_id": "3",
	"mask_svg": "<svg viewBox=\"0 0 264 264\" xmlns=\"http://www.w3.org/2000/svg\"><path fill=\"white\" fill-rule=\"evenodd\" d=\"M143 5L138 3L130 2V0H119L118 3L113 5L114 11L111 15H106L103 19L102 27L105 29V35H108L112 32L114 28H118L119 30H123L125 25L132 24L134 27H136L137 31L142 32L143 28L142 26L136 24V18L138 15V9L141 8ZM210 5L208 3H184L182 5L184 12H181L179 14L173 12V15L176 16L177 20V26L176 28H172L170 24L165 23V26L168 28V30L172 33V37H176L179 35V29L182 27L187 26H195L197 21L199 20V17L192 16L185 18V14L187 11L191 8H195L199 11H203L204 9L208 8ZM232 7L235 8H247L250 10L251 13V23L249 25L250 28L256 29L259 33V39L264 42V0H258V3L256 0H252L251 3H248L247 0H241V3L239 4H232L227 5L225 4L224 7ZM36 5H33V8H35ZM173 9L177 7H181L179 3L173 4L171 6ZM169 9V4L167 3V0L163 4L160 3V0H154V11L155 13L159 14L161 11L165 13L167 16ZM157 21L159 22V15H157ZM89 27L92 29L93 35L96 34V29L92 26L91 21L89 22ZM170 44V37L168 36H162L157 43L154 46V55L150 58V62L155 65L156 62L160 61L163 57L164 53H168L169 59L168 63L171 64V53L173 49L169 46ZM146 47H152L151 45H147ZM133 51H136V49H133ZM14 53L10 50V47L7 43L0 42V64L8 63L9 65L12 63V56ZM143 70V69H141ZM239 70V69H238ZM59 71V68L57 69ZM149 72L152 71V68L150 67L148 69ZM35 74L33 73V76ZM253 78H258L261 81L262 87H264V60H261L259 68L257 67H244L243 68V75L241 76V80L244 83H247L248 81H251ZM203 83V81H202ZM225 81L221 80L218 81L216 84V87H223ZM28 87L31 88V84H28ZM146 88L148 87H155V80H153L151 77H149L147 84L145 85ZM165 87H171V85H165ZM243 88V83L239 86H237L235 92L237 95H239L240 91ZM127 91V89L125 90ZM7 94L6 86L0 85V99H3ZM21 97H23V93H21ZM47 101H45L46 103ZM231 103V101H230ZM15 110L13 109V112ZM41 121L45 119L44 115L40 116ZM193 117L191 115H188L185 113L184 117H181V127L179 128V131L175 132V136H169L168 132L166 130L175 131L173 128V122L172 120L166 119L164 123L163 129L160 131V138L157 139L156 136L153 137V139L156 141V144L158 146H161V150L164 151L165 155L168 156L171 160H173L178 167V171L175 175L171 177L172 180H176V176H180L182 180V185L180 181H177V184L180 185V187L177 188L176 197L175 200L176 203H183V200L180 199L181 196V189L182 187H189L191 188L192 184L198 183L202 178H209V179H215L214 176H212L211 171L208 168H191L189 169L188 174H185L184 168L180 164L179 157L182 154H186L187 152L191 151L194 153L195 156H201V152L196 151V148L200 146L198 140H192L189 142L185 139L186 134L189 133V130L191 129V122ZM26 120H31V115L28 114L26 116ZM223 120L225 121L224 130L221 131L219 128L213 130V132H210L209 135H211L214 140L216 141V146H222L221 145V138L225 137V135L228 133L230 126L235 124L239 127H243V123L240 119V117L236 116L233 118H230L228 114H225L223 116ZM261 123L264 124V111H262L260 115ZM12 123L15 124V116L13 117ZM35 131V129H34ZM262 134H264V130H262ZM161 141H163V144H161ZM10 144H11V138H10ZM9 144V146H10ZM195 144V147H192L191 145ZM205 157L207 158V150L205 149ZM212 159H217V156L215 153L212 155ZM137 163V158L134 157L132 161V166L135 167ZM138 163L143 166L144 168H147V163L144 158V153L141 151L138 159ZM146 176H141L140 180L137 181L136 184H133L129 189L128 192L134 193L137 190L138 185L141 184V182L146 181ZM11 183V179L9 176V173L6 169H0V196L3 195V191L8 185ZM101 187H103L101 185ZM219 193L217 192L216 195ZM144 198L140 199L138 201V207H142L145 203L149 202L151 200V197L147 195V193H144ZM202 204L201 207L196 209V212L201 213L200 220L203 221V223H208L210 220L214 218V208L212 204L211 199V193L208 192L206 189L204 192V195L202 196ZM174 201L169 200L168 203L172 204ZM47 207L46 202L41 206V208L38 210L40 214L44 213V209ZM205 209L208 210L209 213H212L211 215H208V220H205ZM131 211V209H129ZM8 221L7 214L4 210V204L0 203V224L3 222ZM24 226V220L20 221V228L23 230ZM44 243H41L39 245L41 249V254L38 257H33L31 259L28 258L27 255L23 259L20 258H13L11 255L4 252L3 244L5 242V237L3 234H0V264H61L59 260L56 259H48L43 256V252L46 250L45 243L48 240L47 231H48V221L45 217V225H44ZM109 236L112 235V233H108ZM202 243H206L204 238H202ZM103 247H110V244L106 242ZM207 250V249H206ZM106 264V260H105ZM125 264H129L128 261H125Z\"/></svg>",
	"mask_w": 264,
	"mask_h": 264
}]
</instances>
